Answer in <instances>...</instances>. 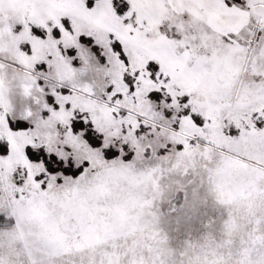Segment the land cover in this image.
I'll list each match as a JSON object with an SVG mask.
<instances>
[{
    "label": "snow or ice",
    "instance_id": "snow-or-ice-1",
    "mask_svg": "<svg viewBox=\"0 0 264 264\" xmlns=\"http://www.w3.org/2000/svg\"><path fill=\"white\" fill-rule=\"evenodd\" d=\"M0 264H264V0H0Z\"/></svg>",
    "mask_w": 264,
    "mask_h": 264
}]
</instances>
